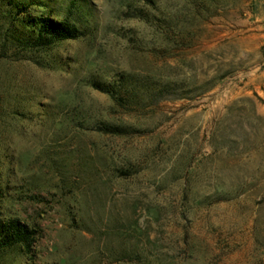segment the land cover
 Masks as SVG:
<instances>
[{"label":"rangeland","instance_id":"374dc122","mask_svg":"<svg viewBox=\"0 0 264 264\" xmlns=\"http://www.w3.org/2000/svg\"><path fill=\"white\" fill-rule=\"evenodd\" d=\"M72 1L40 64L0 11V264H264V0Z\"/></svg>","mask_w":264,"mask_h":264},{"label":"trees","instance_id":"16d2710c","mask_svg":"<svg viewBox=\"0 0 264 264\" xmlns=\"http://www.w3.org/2000/svg\"><path fill=\"white\" fill-rule=\"evenodd\" d=\"M48 1L0 0V11L7 25L5 44L30 54L24 59L37 63L39 61H36L35 53L46 52L64 41L77 40L82 36L80 28L69 19L59 20L46 14ZM76 1H72V6H75ZM32 10H37L36 14ZM96 86L113 99L121 98L123 86L120 90L114 83H99ZM99 130L118 133L117 129L107 125H102ZM39 232L18 218L0 219V252L18 250L31 259Z\"/></svg>","mask_w":264,"mask_h":264}]
</instances>
